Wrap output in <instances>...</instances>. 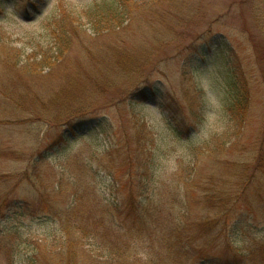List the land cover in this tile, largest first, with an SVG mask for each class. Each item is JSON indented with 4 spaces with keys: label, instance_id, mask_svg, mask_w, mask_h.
<instances>
[{
    "label": "rangeland",
    "instance_id": "rangeland-1",
    "mask_svg": "<svg viewBox=\"0 0 264 264\" xmlns=\"http://www.w3.org/2000/svg\"><path fill=\"white\" fill-rule=\"evenodd\" d=\"M106 1L0 9V264H264V0H121V32L20 87L59 24L91 34ZM101 118L106 134L88 131ZM141 152L159 203L142 222L108 205L136 166L140 197Z\"/></svg>",
    "mask_w": 264,
    "mask_h": 264
},
{
    "label": "trees",
    "instance_id": "trees-1",
    "mask_svg": "<svg viewBox=\"0 0 264 264\" xmlns=\"http://www.w3.org/2000/svg\"><path fill=\"white\" fill-rule=\"evenodd\" d=\"M7 1H11V0H0V9L2 8V5H4L5 2H7ZM120 3H121V0H109V1H106V2L96 6L94 9H92V11L90 12V15L88 16V18L90 20V24H91L90 30L92 29L91 34L87 33L85 35L84 34L82 35V33H86L87 31L83 28L79 29V27H76L74 22L67 21L68 24H64L62 26H60V24H59L60 27L58 26L57 30L54 29L55 31L52 32L51 43H50L49 48H45V49L43 48L42 49L43 53H42V57H41V60L39 61V63H34V64L28 63L21 70L18 69V70H20V74L15 75V79L20 83V85H22L20 87L23 88L25 86V87H27V89H30L29 80H34L36 78V76L38 75L37 70H39V67L44 66L49 71L54 69L53 67L56 64H58V63H53L54 55L57 56L56 60H58L60 62L61 59L63 60L65 56L69 55L72 52L71 49H72V46L75 45L74 44L75 42L78 45H82L83 50L89 52L90 51L89 44H90V39H91L92 34H96V35L100 36L104 33H111V34L113 32L116 33L117 30H118V32H121L123 29V24L128 25V22H130V16H129V10H127V6H125V5L121 6ZM123 6H124V8H122ZM122 11H124V13L127 15V17L122 16ZM149 14L150 13L148 12V16H149ZM117 16H119V19L117 18ZM112 17L115 18V20H116L115 22H117V24L115 26H113V25L110 26V28H106L104 26L105 25L104 23H107V21L109 19L111 20ZM110 20L108 21L109 23H110ZM147 20H148V18H147ZM150 20H148V21H150ZM199 50L200 49L196 48L197 54L198 53L200 55L205 54L204 49H202V51H200V52H199ZM7 55H9V56L5 60H6V64L7 63L9 64L8 68L13 69L14 66L16 67V69L20 68L18 64H15L16 62H12V60L15 59V57H13L12 53L7 52ZM4 57H5V55H4ZM119 57H120L119 59H122L124 61L123 57H121V56H119ZM0 58H3V56L1 54H0ZM126 59H127V57H126ZM123 61H121V62L123 63ZM131 67H133V64L131 63V61H129L127 59V69L130 70ZM24 78H26V79H24ZM2 91H4L3 96H6L7 98H9V97L13 98V95L16 93V91H19V90L17 88L8 87L7 89H3ZM235 103L236 104L238 103V107H240L242 109V107H244V104H245L244 98L236 100ZM70 122L71 123L69 125H71V126H73L72 125L73 123H75V125L77 123H79L77 121H75V122L70 121ZM91 124H90L91 126L87 124L86 127H87L88 131L92 132L93 134H96V133L106 134V132L109 129V124H107V122L102 118L98 119L97 122H95L94 124L93 123H91ZM174 131L177 132V128ZM140 154H141V156L139 157V165L141 166L140 173L144 179V181L140 184V186H141L140 197H142L141 202H140V197H139L138 182L134 181V176L132 174V173H134V170L137 169V166H136V168L130 174L131 185L129 188V194L127 196L128 199L120 205L117 204V201L111 199V201L108 202L109 203L108 205L113 207L114 211L117 213V217L121 218L123 216H126L127 219H131L132 217H134V218L136 217L137 219H140L142 222L141 212H140V214L137 213L138 208H141L140 206L144 205L145 210H148L149 208L150 209L154 208V206H156L157 204L159 205V203L158 202L155 203L154 197L146 195L147 191H149L151 186L149 187V184H145L144 182L147 181L150 177L149 173L151 171L152 165L148 164L149 162L146 161L147 159L145 158V152H141ZM84 192H86V191H84ZM79 194H80V189H79ZM81 196H82V194H81ZM162 197H164L165 199H168V196H166V195H164V196L162 195ZM105 201H106V199H105ZM159 202H160V200H159ZM123 204H125V205H123ZM121 205H123V206H121ZM136 206H138V207H136ZM200 226L201 227L203 226L202 223L200 224ZM208 230L210 231V229H208ZM211 232H213V231L211 230ZM183 236H179V235L177 236V238H178L177 242L179 244L181 242H184V240L186 239V236H184V238H183ZM188 237L191 240L190 235ZM262 253H264V252H262ZM252 256H255V255L252 253ZM263 259H261V260H263Z\"/></svg>",
    "mask_w": 264,
    "mask_h": 264
}]
</instances>
